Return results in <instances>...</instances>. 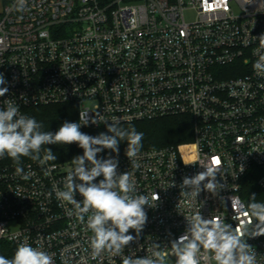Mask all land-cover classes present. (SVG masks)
Listing matches in <instances>:
<instances>
[{
    "label": "built area",
    "instance_id": "1",
    "mask_svg": "<svg viewBox=\"0 0 264 264\" xmlns=\"http://www.w3.org/2000/svg\"><path fill=\"white\" fill-rule=\"evenodd\" d=\"M0 1V87L8 88L0 108L13 99L26 115L75 103L79 123L88 120L81 127L175 116L193 124L190 143L140 150L132 160L99 157L116 158L117 173H130L137 194L159 197L145 206L139 236L129 230L136 239L122 256L94 257L87 217L80 221L57 199L53 186L63 190L72 162L32 161L17 172L0 158V242L39 247L54 264H122L123 256L150 254L153 243L170 251L197 212L240 232L256 223L241 209L252 170L264 194V72L253 68L264 54V0H27L22 12L15 0ZM206 168L217 170L220 187L208 191L206 179L196 198L188 195L183 179ZM244 239L264 264V235ZM201 264H215L211 253Z\"/></svg>",
    "mask_w": 264,
    "mask_h": 264
},
{
    "label": "clouds",
    "instance_id": "2",
    "mask_svg": "<svg viewBox=\"0 0 264 264\" xmlns=\"http://www.w3.org/2000/svg\"><path fill=\"white\" fill-rule=\"evenodd\" d=\"M26 6L27 0H15L18 11H24ZM259 40L264 43V35ZM253 68L264 72V54L259 55ZM5 83V77L0 73V85ZM7 92V87H0V97ZM87 123V118L84 123L65 121L54 133L43 131L41 122L20 114L19 105L9 99L6 107L0 108V158L9 157L17 166L16 171L22 172L21 157H30L43 164L57 159L48 147L41 159L43 146L76 143L83 149V154L73 158V168L63 180V190L53 186L56 197L72 206L68 210L70 215H76L82 222L87 217L86 227L92 233L90 247L94 257L103 253L122 256L124 248L136 239L129 234V230H135L136 236H139L147 222L145 206H154L159 197L157 193L151 198L137 194L130 173H117L118 160L114 157L101 159L98 154L109 149L118 155L120 142L126 141L125 154L132 160L143 147L144 134L134 126L127 129L120 127V121L116 119L107 124V133L110 134L92 136L80 130L81 125ZM92 123L99 121L95 117ZM206 169L194 177L183 179L182 188L188 189V195L196 198L202 190L201 183L206 179L205 189L213 193L218 190L217 170ZM98 177L103 178L96 182ZM77 194L81 199L76 198ZM241 210L256 221L251 228L245 226L240 232L222 218L205 219L197 212L186 217L188 227L183 235L171 242L170 251L164 252L159 244L153 243L150 254L144 257L134 254L123 256L122 264H166L169 255L176 258L175 264H201L203 252L211 253L215 264H257L256 253L244 236L264 235V202H256L253 194ZM0 264H54V260L52 255L39 247L20 244L11 259L0 255Z\"/></svg>",
    "mask_w": 264,
    "mask_h": 264
},
{
    "label": "trees",
    "instance_id": "3",
    "mask_svg": "<svg viewBox=\"0 0 264 264\" xmlns=\"http://www.w3.org/2000/svg\"><path fill=\"white\" fill-rule=\"evenodd\" d=\"M26 115L34 117L38 122L43 124V131L55 132L65 122L79 123V108L75 103L54 104L46 106L32 107L26 110ZM122 128L134 126L138 132H142L143 147L141 150L158 149L164 147H177L182 144L190 143L193 140V124L188 116H175L157 119L154 121H142L130 124L119 125ZM80 130L88 135L96 136L100 133H107V126L103 127H81ZM51 148L57 159L50 161L51 163H62L71 161L75 156L82 155L83 149L78 147L76 143L70 145H47L41 149V157L45 154L46 148ZM127 142L121 141L119 144V154H125ZM117 155L109 149L103 150L98 154L99 157ZM6 161L14 164L13 161L6 156ZM30 157H21V163L32 162ZM252 170L244 181V194L249 203L253 194L255 200L261 202L264 194L258 189L257 180ZM261 199V200H260ZM16 247L13 244L0 242V255L11 259L14 255Z\"/></svg>",
    "mask_w": 264,
    "mask_h": 264
},
{
    "label": "rangeland",
    "instance_id": "4",
    "mask_svg": "<svg viewBox=\"0 0 264 264\" xmlns=\"http://www.w3.org/2000/svg\"><path fill=\"white\" fill-rule=\"evenodd\" d=\"M2 9H3V5H2V2L0 1V12H2ZM187 20L191 21L193 19V13L192 12H187ZM73 160L71 161H66V162H72Z\"/></svg>",
    "mask_w": 264,
    "mask_h": 264
},
{
    "label": "crops",
    "instance_id": "5",
    "mask_svg": "<svg viewBox=\"0 0 264 264\" xmlns=\"http://www.w3.org/2000/svg\"><path fill=\"white\" fill-rule=\"evenodd\" d=\"M0 14H1V12H0Z\"/></svg>",
    "mask_w": 264,
    "mask_h": 264
}]
</instances>
